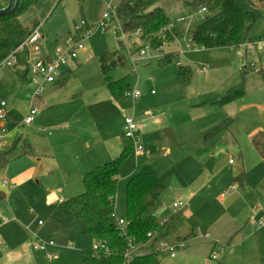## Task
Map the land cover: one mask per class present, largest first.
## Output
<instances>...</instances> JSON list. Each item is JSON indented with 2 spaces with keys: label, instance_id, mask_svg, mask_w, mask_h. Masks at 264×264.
<instances>
[{
  "label": "rangeland",
  "instance_id": "obj_1",
  "mask_svg": "<svg viewBox=\"0 0 264 264\" xmlns=\"http://www.w3.org/2000/svg\"><path fill=\"white\" fill-rule=\"evenodd\" d=\"M187 1L160 0L154 5L163 10L169 23L184 20L175 27L179 31L177 38L160 50L145 46L140 50L141 55L140 51L134 52L135 34H122L118 20L113 19L103 30L98 27L105 4H117V0H36L20 16L24 29L37 28L42 37V50L51 52L66 40L81 43L84 48L76 61L59 68L60 72H68L64 86L45 87L41 95L43 104L37 106L39 112L32 124L19 127L17 134L6 138V144L16 135L28 138L34 152L45 155L40 177L29 178L28 174L19 179L11 177L31 166L33 160L29 157L13 160L0 173V181L9 182L8 186L0 183V187L6 195L12 192V199L0 200V215L8 220L9 205H12L30 224L31 247L24 252L26 257H31L30 264H96L83 259L84 253L92 251V239L81 233L78 221L60 212L58 200L64 203L82 192L79 167L83 162L93 160L94 167L103 163V144L97 142L96 134L105 130L115 136L119 115L122 122L124 118H132L136 125V120L142 121L138 125L142 126V136L133 142L131 154L119 167L115 214L118 217L124 214L127 180L142 167L150 168L165 186L158 218L172 214L176 210L172 204L176 201L186 204L180 209L182 215L189 214L183 217L179 231L166 240L173 244L174 237L179 236V243H183V248L175 249L174 258L160 250L159 243L154 244V250H160L159 264H264V231L259 232L264 230V224L260 230L255 226L253 231L259 233L245 243L236 240L240 247L233 248L220 240L225 234L222 221L227 218L220 219L224 214L216 198L221 190H208L206 198L187 200L182 195L187 189L194 190L201 185H207V189L213 185L214 180L210 181L207 173H201L204 167L219 171L222 182L230 183L241 171L250 174L252 165L259 160L249 138L256 132H264V80L256 71V68L264 70V62L255 68L250 65L258 54H264V41L257 40L264 28V6L259 7L260 18L249 33L253 41L245 42V47L202 49L190 44L189 33L206 14H198L199 9L189 10ZM111 52L123 56L124 65L102 74L99 57ZM170 54H173L171 62L160 65L164 55ZM8 63L5 61L0 66V102L6 104V110L15 109L23 118L31 88L17 78ZM183 68L191 72L186 83L178 76V70ZM123 77H128L130 91H137L140 96L136 101L125 97L111 109L107 103L113 100L105 79L116 81ZM240 83L244 89L242 97L225 106L214 104ZM102 111L108 116L100 118ZM103 119L106 121L102 122ZM225 121H228L227 130L204 138ZM106 145L109 157L116 156L117 138L107 141ZM205 145L204 155L199 154L197 151ZM138 146L141 155L136 154ZM19 151L17 146L16 154ZM0 228L4 230L1 223ZM191 229L195 238L185 240ZM36 237L42 242H53L51 258L43 259L44 253L32 249ZM217 245L224 247V251H216ZM147 246L136 245L129 253L131 256L135 252L143 253ZM212 254L215 260L211 259Z\"/></svg>",
  "mask_w": 264,
  "mask_h": 264
},
{
  "label": "trees",
  "instance_id": "obj_2",
  "mask_svg": "<svg viewBox=\"0 0 264 264\" xmlns=\"http://www.w3.org/2000/svg\"><path fill=\"white\" fill-rule=\"evenodd\" d=\"M158 1L160 0H123L117 6L119 31L127 35L136 34L134 52H139L145 46L160 50L165 43L179 36V31L175 28L167 30L169 22L166 15L163 10L154 7ZM35 3L36 0H18L10 12L0 15V66L13 54L15 63L12 69L17 78L28 85L27 51L18 48L31 30L24 29L19 18ZM185 5L192 11L200 8L206 10L205 18L189 33L190 44L202 49H224L238 48L245 42L253 41L249 38V33L260 18L259 7L264 6V0H189ZM4 7L0 6V9ZM257 40L264 41V28ZM172 58L173 54L164 55L159 63L167 65ZM98 61L101 73L105 74L112 68L122 67L125 60L123 56L111 52L100 55ZM258 74L264 80V70L258 71ZM190 75L191 72L187 68L178 70L182 83H186ZM67 79L68 72L62 71L52 85L62 88ZM105 86L109 96L116 102L123 101L130 92L128 77L116 81L105 79ZM243 94V85L240 83L228 90L214 104L225 106ZM21 119L13 110L6 111L7 129L11 131L21 126ZM227 129L228 121H225L214 127L204 138L214 137ZM135 134L137 135V132ZM19 141L15 139L10 145L6 144L0 149V173L14 159L33 155L30 145L24 142H21V149L16 154ZM133 142L121 135L120 153L114 159L82 175V193L60 204V212L78 221L81 233L91 238L93 245H97L96 252L92 250L83 254L85 261L96 264H159L160 251L154 250V244L166 242L182 226L183 215L179 210H175L166 220L158 218L165 186L148 167H142L127 180L125 208L121 217L125 226L124 229L116 226L112 215L115 214L119 167L131 154ZM250 144L264 163V132L253 134ZM243 181L242 172L233 178V183L239 186H242ZM188 238L190 237L187 236L185 240ZM128 239L132 240V247L148 246L143 248V253H135L128 262H124L123 254L128 249ZM173 242H179V239L175 237Z\"/></svg>",
  "mask_w": 264,
  "mask_h": 264
},
{
  "label": "crops",
  "instance_id": "obj_3",
  "mask_svg": "<svg viewBox=\"0 0 264 264\" xmlns=\"http://www.w3.org/2000/svg\"><path fill=\"white\" fill-rule=\"evenodd\" d=\"M6 5H7L6 0H4L3 3L0 4V6H3V7ZM46 86L50 87V86H54V85L51 84V85H46ZM111 100H113V99L111 98ZM115 103H116V101L113 100V102H110V103L108 102L107 105L109 107H111V109H112V107H114L113 105H115ZM41 104H43L42 96H40V98L38 99L37 106H40ZM11 110H13L16 113V115L18 117H20V114H18V112L15 109H9L8 108V110H6V111H11ZM102 113H103V111L100 113V118L108 116V114H105V113L102 114ZM20 118H22V117H20ZM117 120H118V124H117L118 132L115 134V136H113V134H111L105 130L96 134L97 142H100L101 144H103V152L105 154L103 161H101L103 163L114 159L121 151L120 136L122 135L123 122L121 120L120 115L118 116ZM101 121L104 122V121H106V119H103ZM136 122L138 125H140V123L142 121L136 120ZM138 125H137V135H136L137 140H139L138 138L142 136V133H141L142 126L138 127ZM22 126H19V127H22ZM19 127H16L13 130H11L8 134V137L14 133L17 134ZM37 132H38V129H37ZM117 134H118V136H117ZM8 137H6V138H8ZM116 138H117L118 145H119L118 146L119 147L118 152H117L116 156L109 157L108 154H110V152L107 148L106 142L110 141V140L112 141V139H116ZM15 139L20 140L18 145H17V146H20V149H21V142H24V143H27L30 145V147L33 151V155L32 156H24V157L31 158L33 160V162L31 164V166L24 169V171L21 172L20 175L15 176V177L11 176V177H13L14 179H19V178L23 177L25 174H28L29 178L40 177L41 172L44 170V169H42L41 164L43 163L42 160L45 158V155L40 154V153L38 154L37 152H34V150H35L34 145H32L29 142L28 138L23 139L21 137H17V135L15 137H13V140H11L9 143L7 142V145H10ZM207 143L208 142H206L205 144L208 145ZM206 145L203 147L202 150L197 149L198 151L197 150L196 151L199 154L204 155V149L207 147ZM95 164L96 163L93 160H87V161L83 162L79 167V169H81V172H82V173H79V175L82 176L85 173L94 169ZM229 164H230V162H229ZM46 170L47 169H45V171ZM251 170L252 171L250 174H248L247 172H246V174H244V172L241 171L244 174V181H243L242 186H239L238 184L233 183L234 177L231 179L230 183L226 182V181L222 182L219 171L214 170L213 168L211 169L209 167H204V169L201 171V173L202 174L207 173L209 175L210 181H212V179L214 180L213 185L212 186L208 185L207 189H206L207 185L206 186L201 185L199 188H196L194 190L187 189L185 191V194H182L183 198L190 200V199H195L197 197L198 198H200V197L206 198L207 197L206 195L209 194V191L212 188H215V190H221L220 192H222V193H219L217 198H216L217 203L220 204V207H221L222 212L224 214V216L222 214L220 215V219L222 221L223 217L226 216L227 218H226V220L222 221V224L224 225L223 232H225V234H224V236L220 237V240L223 243L227 242L226 243L227 245L231 244V246L233 248L240 247V244H238V241H236V240L241 239L245 243L254 234H256L257 231L255 232V231H253V229L255 228V226H258V230H260L261 225L259 226L258 223L260 221H264V163L261 161L260 158H259V160H256V162H254ZM118 176H119V174H118ZM2 180H6V179H2ZM1 181H0V183H1ZM8 184H9V182H8ZM8 184H7V186H8ZM4 191H5V189L0 187V200L12 199V192L8 191V193L6 195ZM82 191H83V189H82ZM79 194L80 193H75V195L71 196L70 198L75 197ZM205 198H204V200H205ZM204 200L203 201L201 200V202L204 203ZM176 202H181V201H176ZM176 202H174V203H176ZM10 203L13 204V202H10ZM58 203H62L61 200H58ZM181 203L183 204L182 208L186 207L185 203H183V202H181ZM173 204H172V208H173ZM179 211H180V209H179ZM170 215H167V216L165 215V217L163 219H160V220H166ZM115 216L118 217L116 214H115ZM188 216H189V214L183 215V217H188ZM121 217H118V218H121ZM0 223L4 227L3 231H1V228H0V264H30L31 263V261H30L31 257H26L24 254V252L27 251V248L29 246L31 247L32 236H31V231H30V227H29L30 224L26 222V220L21 216V214L16 213L15 208L12 205H9V218H8V220L4 219L0 215ZM24 224H27V225H24ZM263 231L264 230H260L259 232H263ZM259 232H257V233H259ZM187 236L190 237L187 240L195 238L196 235L194 233V230L191 229V232ZM175 237L178 238L180 241L179 236H175ZM175 237H174L173 241L175 240ZM229 237L230 238L234 237L235 240L231 241V239H229ZM10 245H12V246L10 247ZM242 246H243V244H242ZM52 252L53 251L51 250V253ZM42 255L43 256H41V258H43V259L47 257L45 254H42Z\"/></svg>",
  "mask_w": 264,
  "mask_h": 264
},
{
  "label": "built area",
  "instance_id": "obj_4",
  "mask_svg": "<svg viewBox=\"0 0 264 264\" xmlns=\"http://www.w3.org/2000/svg\"><path fill=\"white\" fill-rule=\"evenodd\" d=\"M123 0H117V4L107 3L105 4L104 12L102 14V17L100 19V22L98 23L99 29H105L107 27V23L111 22L113 19L116 21V10L117 6L120 2ZM198 14H206V10L204 8H200L197 11ZM183 18L176 19L173 22H170L167 24L166 28L168 31L174 29L179 23L183 22ZM83 26V25H82ZM118 30H119V23L117 22ZM136 36V34H135ZM137 38V37H136ZM42 37L40 36L37 28H33L29 35L26 37L24 42L21 44V46L18 48V50L26 49L27 51V57H26V64L28 67L29 72V86L31 88V92L28 96V108L25 116L21 119L20 125L22 126H29L33 122L34 117L38 114L39 109L37 107V100L40 98V96L43 94L46 85L53 84L56 79L60 75L59 68L65 67L67 63L76 61L78 55L80 52L84 50L81 43H74L73 41L66 40L62 43L61 47L54 48L51 52L44 51L40 48V41ZM245 44V43H244ZM242 44L240 46L245 45ZM142 54V51L139 52V55ZM236 54L239 56L240 54L236 52ZM40 55H42L40 57ZM5 61H8L11 66L15 63V58L13 57V54L9 55L8 58H6ZM261 62H264V54H258L257 60L252 62L250 65L251 68L254 66H257L258 64H261ZM255 68V67H254ZM259 68H256V71H259ZM140 94L137 91H130L126 97H130L133 101H136L139 98ZM6 104L4 102H0V149L3 148L6 145V137L9 134V130L6 127ZM137 132V125L134 123L132 118H124L123 120V129H122V135L127 138L131 139L133 141L138 142L136 138ZM136 154L140 155L142 150L140 146L135 148ZM1 184L3 186H7L8 182L6 180H2ZM183 207V204L181 202H176L173 204V208L176 210H179ZM112 218L114 219L116 226L120 229H124L125 221L122 218H118L115 216V214L112 215ZM264 221L262 222L263 225ZM38 225H41V222H38ZM128 249L123 254L124 262H128L131 258L130 250L134 247H132V240H127ZM160 250L163 249L164 251L168 252V255L170 258H174L175 256V249L177 248H183V243L179 242H173V244H168L167 242H160L159 243ZM54 248V244L52 241L49 242H42L37 237L35 242L32 244V249L37 252L44 253L47 258H51V250ZM97 245H93V252H96ZM159 250V251H160ZM216 251L223 252L224 247L221 245L216 246ZM212 260H215V254H212L211 256Z\"/></svg>",
  "mask_w": 264,
  "mask_h": 264
},
{
  "label": "water",
  "instance_id": "obj_5",
  "mask_svg": "<svg viewBox=\"0 0 264 264\" xmlns=\"http://www.w3.org/2000/svg\"><path fill=\"white\" fill-rule=\"evenodd\" d=\"M17 2L18 0H8L7 5L3 9H0V15L10 12L17 4Z\"/></svg>",
  "mask_w": 264,
  "mask_h": 264
}]
</instances>
